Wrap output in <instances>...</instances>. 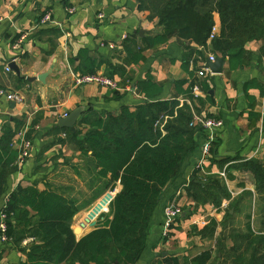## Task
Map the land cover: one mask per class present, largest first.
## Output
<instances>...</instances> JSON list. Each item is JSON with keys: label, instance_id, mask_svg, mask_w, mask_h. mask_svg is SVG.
<instances>
[{"label": "crops", "instance_id": "1", "mask_svg": "<svg viewBox=\"0 0 264 264\" xmlns=\"http://www.w3.org/2000/svg\"><path fill=\"white\" fill-rule=\"evenodd\" d=\"M71 8L74 10L72 13L68 11ZM47 12L54 22L42 24L40 19ZM99 14L103 18H99ZM147 14V11L138 10L135 0H0V88L17 91L23 97L21 103L0 98V137L4 131L14 132L12 148L19 150L20 137L25 130L32 143L29 157L21 163L15 158L10 164L15 169L6 178L0 208L19 183L34 184L40 189L51 185L64 188L67 195L76 200L78 211L70 224L72 230L80 227L79 234H75L77 239L101 227L112 216L111 203L93 226L85 222L87 211L106 194V182L98 180L93 171L92 175L88 174L87 159L81 156L75 143L59 127V119L77 107L83 108L82 117L87 116L89 111L115 112L123 105L134 107L142 103L145 97L136 90L134 83L143 80L148 72L162 86L158 99L177 97L182 101L181 95H177L175 83L189 79L187 71L181 66L189 51L194 50L189 57V68L193 66L194 59L197 66H202L209 56H220L211 50L210 38L207 46L202 47L190 39L173 36L163 44L146 48L143 60L138 63L123 65L126 53L122 42L126 37L134 35L141 42L147 36L163 32V25L156 19H147ZM214 20V34H217L220 28L218 15L214 16ZM24 32L28 35L22 48L15 50L14 40ZM81 50L91 60L100 63L95 73L105 75L107 62L123 66L129 72L133 80L122 87L119 86V75L112 78L119 86V99H115L107 87L73 85V73L80 61ZM195 50L201 51V55ZM246 50L250 54L243 66L231 69L226 57L220 73L210 71L205 77L197 76L193 97L191 102H187L197 113L223 122L222 129L215 132L212 142L214 157L211 154L203 157L202 146L209 131H199L195 135V148L185 156L179 174L166 186L151 214L145 247L135 264H157L164 256L179 258V264H193L191 259L207 249H212L214 257L217 237L223 229L221 221L225 208L221 206L218 212L211 204L193 202L188 185L194 178V170H198L197 175L202 177L209 173L219 176V172L224 170L225 178H220L225 182L230 199L222 205L225 203L227 208L234 205L229 210L233 216L250 214L254 227L253 215L259 214L254 178L251 172L236 165L243 158L264 160V52L257 41L248 43ZM71 59L74 63L70 62ZM12 62L18 67V72L6 70ZM79 64L81 66L82 62ZM42 74L45 78L40 81L37 77ZM204 78L207 92L199 84ZM251 81L259 86L245 88L244 85ZM186 86L187 83L183 88ZM84 128L76 122L75 130L80 131L78 138L84 134ZM226 157L238 159L225 164L218 162ZM227 173L233 179H227ZM89 180L95 182L90 186ZM78 183L80 191H75L74 184ZM107 199L106 196L99 205ZM172 200L182 208V213L176 220L172 238L166 241L161 236V224L164 207ZM246 205L247 210L244 209ZM211 219L219 226L218 231L205 236L201 230ZM82 223L83 227L80 226ZM258 227L259 222L254 228ZM32 241L31 238L26 239L21 246L28 247ZM23 260L24 255L0 237V264H19ZM61 264L79 263L69 261Z\"/></svg>", "mask_w": 264, "mask_h": 264}, {"label": "trees", "instance_id": "2", "mask_svg": "<svg viewBox=\"0 0 264 264\" xmlns=\"http://www.w3.org/2000/svg\"><path fill=\"white\" fill-rule=\"evenodd\" d=\"M135 1L138 10L148 12L147 19H156L163 25V32L147 36L141 42L134 35L126 37L122 42L126 53L125 66L143 60L146 48L163 44L173 36L207 46L216 14L220 28L210 39L211 50L225 55L231 69L248 62V43L260 42V50L264 52V0ZM189 52L181 64L189 75V81L182 79L175 83L182 101L177 97L158 99L162 86L148 72L143 80L134 83L136 90L145 97L142 103L134 107L123 105L115 112L89 111L87 116L77 120L85 127L80 138L79 129L72 132L60 127L75 143L81 156L87 159L91 175L93 171L98 180L106 182V191L119 185L111 202L113 213L101 227L77 239L70 222L78 207L76 200L67 195L64 188L48 185L40 189L34 184L19 183L0 208L6 216L7 241L24 255L19 264H61L69 261L79 264H135L145 247L154 208L166 186L179 174L185 156L195 148V135L204 130L201 126L189 125L192 104L187 100L191 102L193 86L202 68L196 65L195 59L189 68V57L194 50ZM195 52L201 55V51ZM79 60L82 64L80 66L78 62L75 68V73L79 71V74L95 73L100 64L91 60L84 50L79 52ZM70 62L74 63V59ZM116 74L120 77L121 87L133 80L125 67L107 62L105 76L112 79ZM199 84L207 92L205 78ZM244 86L258 87L259 84L251 81ZM111 92L115 99H119L121 94L118 90ZM13 135L14 132L4 131L0 137V198L5 192L8 174L15 169L10 164L19 154V150L12 148ZM209 151L214 157L212 145ZM235 159L238 158L226 157L218 162L225 164ZM236 167L253 175L259 203V227L255 229L252 226L251 215L247 214L244 232L232 235L229 246L223 239L217 241L216 257L221 259V264H264V160L243 158ZM197 171H193L194 178L188 185L191 199L195 204H211L219 212L222 203L230 199L224 180L210 173L198 176ZM226 178L231 180L233 176L227 173ZM232 207L234 205L231 204L224 211L223 228L233 218L229 213ZM210 225H216L214 219L204 229ZM29 238L32 243L28 247L21 246ZM211 257L212 249H207L191 262L206 264ZM157 264H179V258L164 256Z\"/></svg>", "mask_w": 264, "mask_h": 264}, {"label": "built area", "instance_id": "3", "mask_svg": "<svg viewBox=\"0 0 264 264\" xmlns=\"http://www.w3.org/2000/svg\"><path fill=\"white\" fill-rule=\"evenodd\" d=\"M70 13H72L74 10L71 8L68 10ZM99 18H103L102 14L98 15ZM40 22L42 24L44 23H53V19L51 18L50 14L47 12L45 13L42 18L40 19ZM215 32V27L212 28L210 39L213 37ZM27 32H24L19 35V37L14 40V45L13 48L15 50L21 49L22 44L25 41V38L27 37ZM126 36L123 37V39ZM113 47V45H111ZM215 56L211 55L209 56V60L213 61L215 60ZM263 60H264V53H263ZM6 70H10L9 67H6ZM210 70L209 68L205 65V63L202 65V68L198 71L199 76H205L207 73H209ZM73 85L76 87L86 85V84H95L98 86H103L107 87L111 90H119V86L117 85V82L114 79H111L104 74L100 73H90V74H79V73H73ZM196 87H194L195 89ZM0 98L13 102V103H21L23 101L22 95L14 90H8L5 88H0ZM190 104V103H189ZM191 105V104H190ZM191 113L192 117L190 120L189 125L190 126H201L203 129H207L209 133L207 134L204 144L202 146V155L203 157H208L210 155V147L212 145V142L215 139V132L222 129L223 127V122L220 119L213 118V117H207L201 113H197L191 106ZM20 147H19V154L17 156L18 162L21 163L23 162L27 157L30 155V150H31V141L26 137V132L25 130L22 132L21 137H20ZM200 165V164H199ZM219 176L222 178H225V171L219 172ZM118 191L117 186L113 190L106 191V196L108 197L107 201L104 204H101L97 211L93 212L94 209L105 199L102 198L97 201L96 205L94 208L89 210V214L87 216L90 217L91 220H96L99 218L104 211H106L107 206L111 204L112 199L115 195V193ZM7 198L3 201V204L6 203ZM225 206V203L222 205ZM182 213V208L175 202V201H170L165 207H164V219L161 224V236L164 240L169 241L172 238V232L176 223V220L180 217ZM5 213L3 211H0V237L2 240H7L6 237V224H5Z\"/></svg>", "mask_w": 264, "mask_h": 264}, {"label": "rangeland", "instance_id": "4", "mask_svg": "<svg viewBox=\"0 0 264 264\" xmlns=\"http://www.w3.org/2000/svg\"><path fill=\"white\" fill-rule=\"evenodd\" d=\"M86 165L88 166V162L87 161H86ZM88 174H89V171H88ZM90 179H92V178H90ZM94 182L95 181L89 180V185L91 186ZM74 186L76 187L75 191H80L79 183L78 184H74ZM117 188L119 189V185H117ZM105 195L102 196V198H105ZM99 199H101V198H99ZM105 202L106 201H104V203ZM94 206H92L91 208L93 209ZM256 206L258 208V206H259L258 201L256 202ZM91 208H90V210H91ZM107 208H108V206H107ZM222 208H225L226 209L227 208V205L222 206ZM244 209L247 210V205L245 206ZM106 212H107V210L104 211V213H102V214H105ZM88 214H89V210L87 211L86 217H88L87 216ZM245 215L246 214L241 213V214H238L237 216L236 215L233 216V218L230 221H228V223L226 224V226L222 229L221 234L219 232V235L217 237V241L218 240L220 241V239H223L225 241L226 245L229 246L232 243L231 241L233 240V238H231L232 235L236 236L235 234L239 235L240 233L244 232ZM253 217H254L253 225L256 228L257 227V222H258L257 218H259V214L258 215L257 214L256 215L254 214ZM208 223H209V221L207 220V224L206 225H208ZM217 227H219V226L216 225V226L213 227V225H210L208 228H206L204 230H201V231H202L203 235H205V236H211L213 233H215L216 231H218ZM229 235H230V237H229ZM215 254L216 253H214V257L213 258L211 257L212 259L210 260V263L209 264H221L220 263V260L221 259L219 260L216 257Z\"/></svg>", "mask_w": 264, "mask_h": 264}, {"label": "water", "instance_id": "5", "mask_svg": "<svg viewBox=\"0 0 264 264\" xmlns=\"http://www.w3.org/2000/svg\"><path fill=\"white\" fill-rule=\"evenodd\" d=\"M225 58H226L225 55H220V56H217L215 58V60H213V61L207 59L205 61V65L210 69L211 72L220 73L223 69V64H224ZM8 67H9V69H13L15 72H18V67L13 62L10 63ZM37 78H38V80L43 81V79L45 78V74L39 75ZM26 79L32 80L34 78H26ZM82 113H83L82 107H77V108L73 109L66 116L59 119V121H58L59 127L68 128L69 130L74 132L75 131V124H76L78 118L80 117V115ZM85 222L92 225V226L95 224V220H91L89 216L85 218ZM83 225H84V223H82L80 226L83 227ZM79 232H80V227H76L73 229L74 234L77 235V234H79Z\"/></svg>", "mask_w": 264, "mask_h": 264}]
</instances>
